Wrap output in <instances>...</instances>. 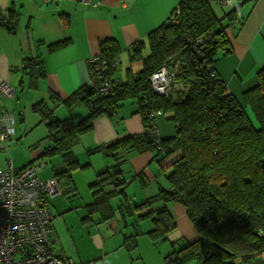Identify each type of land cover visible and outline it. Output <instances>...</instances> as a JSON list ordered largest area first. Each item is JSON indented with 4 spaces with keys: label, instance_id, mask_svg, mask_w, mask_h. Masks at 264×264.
Masks as SVG:
<instances>
[{
    "label": "trees",
    "instance_id": "obj_1",
    "mask_svg": "<svg viewBox=\"0 0 264 264\" xmlns=\"http://www.w3.org/2000/svg\"><path fill=\"white\" fill-rule=\"evenodd\" d=\"M210 2L179 0L169 18L151 31L145 42L132 45L129 59L141 61L142 70L125 83L112 80L121 52L119 44L115 40L100 42L98 55L105 70L96 86L89 83L64 101L49 93L53 107L63 105L70 112L84 106L87 115L83 119L57 120L47 102L32 106L31 110L47 126L46 139L50 143L38 159L49 162L59 157L61 166H52L48 179L55 180L58 195L68 202L77 198L72 173L90 165L89 161L81 165L73 152L79 137L92 130L97 118L110 116L124 102L134 101L142 132L85 150L87 157L101 154L108 166L88 186L92 199L85 205L86 215L81 221L113 225L117 213L126 224L127 217L136 215L130 225L132 233L124 235L121 244L126 252H131L143 235L154 245L166 242L175 229L169 207L180 204L198 240L185 242L182 247L180 242H173L170 253L163 258L165 264H263L260 257L264 253V67L257 71L255 85L240 97L227 90L214 64L230 52L227 30L236 36L245 17L241 14L242 4H238L219 18ZM19 17L20 12L13 9L0 10V26L5 25L12 32ZM60 46L55 44L50 49ZM145 48L148 55L142 58ZM161 67L171 74L168 96L155 94L149 85L150 76ZM21 70L30 89H35L37 80L44 77L42 63L34 58L24 59ZM90 77L94 79V73ZM102 80L111 84L110 90L100 95ZM158 111L175 124L174 136H157L153 140ZM176 152L179 157L166 176L168 189L159 186L155 195L140 203L133 202L126 193L127 187L136 183L144 190L148 183L142 172L133 175L132 180L124 177L123 167L129 158L150 153L158 162ZM36 166L38 176L41 166ZM48 198L53 197L44 195L42 201L50 212ZM145 220L152 226L148 232L139 229V223ZM50 236L53 249V228ZM54 252L63 264L71 261Z\"/></svg>",
    "mask_w": 264,
    "mask_h": 264
},
{
    "label": "crops",
    "instance_id": "obj_2",
    "mask_svg": "<svg viewBox=\"0 0 264 264\" xmlns=\"http://www.w3.org/2000/svg\"><path fill=\"white\" fill-rule=\"evenodd\" d=\"M210 1L213 11L219 18L238 4H242L241 14L245 21L236 36H233L232 30H227L230 52L219 57L214 64L215 72L225 83L227 90L233 96L240 97L244 91L255 85L256 73L264 67V0H226V4L223 5L215 0ZM90 2L92 5L84 6L78 0H0V10L13 9L20 12L17 26L12 32L7 30L5 25L0 26V83L8 84L13 92L11 96H0V121L6 113L14 118L12 141L0 146V169H7L9 164L15 170L24 168L39 160L43 150L50 144L46 139L47 126L41 123L40 117L31 110L33 105L47 102L48 106L53 108L55 118L61 121L69 118L77 122L86 116L87 110L84 106H78L69 112L63 105L53 107L48 99L50 94H53L59 101H64L76 90L89 84L88 61L100 53V42L115 40L120 46L121 52L112 80L125 83L140 73L141 61L129 59L132 45L139 41L145 42L146 36L169 18L179 0H90ZM55 44L61 46L51 50L50 46ZM147 55L148 50L145 48L141 52V57L146 58ZM26 58H34L42 63L44 77L37 80L35 89L28 88L21 70L23 60ZM136 110L137 105L134 101H126L110 116L97 118L93 122L92 130L79 137L77 145L73 148L76 158L88 148L141 133L143 127L139 115L135 113ZM7 126L8 124L4 123L0 130ZM155 126L156 134L161 139L170 138L176 133L175 124L169 121L168 115H156ZM176 153L175 158L162 166L159 164L161 160L155 161L150 153L129 158L123 167L124 177L132 180L133 175L142 172L148 183L144 190L139 189L140 192L131 196L128 194L129 188L138 185L132 183L127 187L126 193L133 202L140 203L136 200L146 198L145 190L151 186L168 189L166 173L170 172L172 163L179 157V152ZM87 159L90 163L88 167L72 173L77 190L79 179L90 184L96 174L108 166L107 160L101 154H94ZM78 162L81 165L85 164L79 160ZM154 166H158L161 175ZM41 176L43 180L51 178L46 174ZM160 176L165 178V185H159ZM89 202L82 208L85 209ZM183 208L177 204L169 207L175 224L174 231L167 237L170 246L180 240L186 242L178 225L184 224V219H187ZM118 216L116 213V222L113 225L85 223L96 226L87 227L88 240L99 251L103 249L107 251V246L108 253L120 251L123 249L121 246L123 236L132 233L130 225L135 215L127 217L126 224H123ZM129 227H131L129 233L123 232ZM52 228L57 239L53 223ZM119 231L122 233L121 241L113 245L111 237H115ZM56 251L74 264V261L64 254L62 248ZM99 254L81 264L99 262L102 258H97ZM260 258L264 264V253ZM102 264L108 263L103 260Z\"/></svg>",
    "mask_w": 264,
    "mask_h": 264
},
{
    "label": "built area",
    "instance_id": "obj_3",
    "mask_svg": "<svg viewBox=\"0 0 264 264\" xmlns=\"http://www.w3.org/2000/svg\"><path fill=\"white\" fill-rule=\"evenodd\" d=\"M78 1L84 6L92 5L90 0ZM217 2L223 5L227 1ZM104 66L99 55L88 61L89 74L95 75L92 80L90 77L91 85L96 86L105 70ZM110 84L107 80H102L99 94H106L110 90ZM149 85L155 94L168 96L171 92V74L165 67H161L150 76ZM12 93L8 84L0 83V96H11ZM4 123L8 126L0 130V146L12 141L14 134L13 116L6 113L0 126L3 127ZM153 140H157L155 131ZM44 195L54 197L58 195V190L54 179H38L37 166L29 165L15 170L9 164L7 169H0V264H63L52 249L50 222L53 217L43 206Z\"/></svg>",
    "mask_w": 264,
    "mask_h": 264
},
{
    "label": "rangeland",
    "instance_id": "obj_4",
    "mask_svg": "<svg viewBox=\"0 0 264 264\" xmlns=\"http://www.w3.org/2000/svg\"><path fill=\"white\" fill-rule=\"evenodd\" d=\"M160 112V111H158ZM160 114V113H159ZM87 115V114H86ZM83 119V118H82ZM81 120V119H80ZM95 147V146H94ZM92 148V147H91ZM89 149V148H88ZM177 153H172L166 158L162 159L159 163L160 166L165 165V163L173 158H175ZM77 159L81 163H87L88 159L85 153L77 156ZM46 163V164H45ZM40 165L41 168L38 169V176L41 178V175H52V166H61V160L59 157L52 158L49 162H44L43 160H37L33 165ZM158 170V166H154ZM158 174L161 175V171L158 170ZM169 172L166 173L168 175ZM89 184L85 180L79 179L78 181V197L74 198L68 202L63 197L57 195L53 198H48V207L51 213L53 226L55 228V233L57 236L56 242L54 244L53 250L56 251L62 248L64 254L72 259L74 264L85 263L90 259V257H95L99 253V257H102L99 263H103V260L108 264H165L163 258L166 254L171 251V246L169 241L165 243H160L154 245L147 235H143L138 238V246L134 251L127 252L121 249L120 251L116 250L111 253H108L109 247L107 246L106 250H100L91 244L88 240L89 229L96 228L95 225L85 224L81 219L86 215L85 209L82 208L85 203L91 201L92 192L90 191ZM159 185H165V178L160 176ZM168 186V184H167ZM156 186L150 187V189L145 190V197L148 198L157 193ZM152 190V191H149ZM128 194L131 196L136 192H140L139 188L132 186L128 190ZM140 196V195H139ZM139 196L136 198H139ZM145 199V198H144ZM142 200H136L141 202ZM82 202V203H80ZM178 206L184 207L183 205L177 204ZM184 209V208H183ZM136 218V215H135ZM179 223L184 239L186 243H193L198 239V235L193 230L187 219H184V224ZM184 225V226H183ZM139 229L143 232H148L152 230V226L149 220L142 221L139 223ZM131 227L124 229L123 232L129 233ZM122 233L117 232L115 237L112 238L113 245H117L121 241ZM180 247L184 246L186 243L183 240H180ZM177 249L178 245H174ZM180 249V248H179ZM103 252V254H102ZM101 255V256H100ZM100 259V258H99ZM101 263V264H102Z\"/></svg>",
    "mask_w": 264,
    "mask_h": 264
}]
</instances>
